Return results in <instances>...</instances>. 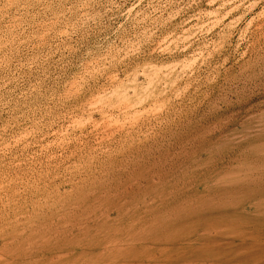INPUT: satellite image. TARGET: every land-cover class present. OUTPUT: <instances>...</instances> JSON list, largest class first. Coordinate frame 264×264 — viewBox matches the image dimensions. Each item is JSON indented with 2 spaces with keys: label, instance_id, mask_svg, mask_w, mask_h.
<instances>
[{
  "label": "rangeland",
  "instance_id": "obj_1",
  "mask_svg": "<svg viewBox=\"0 0 264 264\" xmlns=\"http://www.w3.org/2000/svg\"><path fill=\"white\" fill-rule=\"evenodd\" d=\"M263 145L264 0H0V264H264Z\"/></svg>",
  "mask_w": 264,
  "mask_h": 264
},
{
  "label": "bare ground",
  "instance_id": "obj_2",
  "mask_svg": "<svg viewBox=\"0 0 264 264\" xmlns=\"http://www.w3.org/2000/svg\"><path fill=\"white\" fill-rule=\"evenodd\" d=\"M264 146V145H263ZM222 177V176H221ZM220 177V178H221ZM237 177V176H236ZM262 200V199H261ZM264 202V201H263ZM261 213V212H260ZM264 213V212H263ZM6 227V226H5ZM211 227V226H210ZM220 229V228H219ZM214 230V229H213ZM207 237V236H206ZM107 247V246H106ZM114 257H120L122 254H125L124 253V248H122V247H115L114 248ZM124 256V255H123ZM94 264V263H93Z\"/></svg>",
  "mask_w": 264,
  "mask_h": 264
}]
</instances>
